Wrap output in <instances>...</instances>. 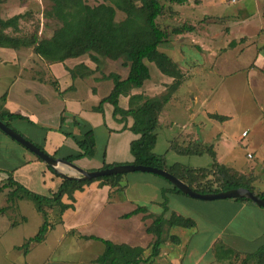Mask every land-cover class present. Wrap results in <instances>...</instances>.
I'll list each match as a JSON object with an SVG mask.
<instances>
[{"label":"crops","instance_id":"0c3cea01","mask_svg":"<svg viewBox=\"0 0 264 264\" xmlns=\"http://www.w3.org/2000/svg\"><path fill=\"white\" fill-rule=\"evenodd\" d=\"M249 1L253 4L254 9H263L264 7V0ZM240 10L241 8L239 11ZM18 13H22L21 10L16 11L14 14ZM11 16H13V14L1 18L6 19ZM18 27H20V24H18ZM10 29L11 28L7 29L6 31L9 32ZM195 31L196 29H193L191 32L192 34L182 33L176 35L175 40L173 39L174 43H181L188 40V42L195 44L197 41V39L194 37ZM12 34L15 35V33ZM175 47L177 55H171L169 51H166V49L162 50L160 48V50L166 52L179 65L181 72L183 73V80L179 85L180 87L185 78L193 74V71L191 70L195 68L196 65L192 62V60L184 58L185 54L182 51L183 48L181 49L180 46L177 45ZM81 63L92 69L93 72L90 75L83 77L77 76L73 79L68 69H71ZM150 68L151 66H149V71ZM128 72L129 67L123 65L122 60L120 59L111 60L108 58H99V63L97 66V64L91 61L90 58L81 55L75 58H68L63 62L49 63L35 54L31 47H19L15 49L12 47L0 46V113L8 112L27 116L28 119H10L9 124L11 128L20 133L29 141L35 143L36 145L42 146L43 151L49 155L64 158L71 153L78 151V146L73 137L66 136L59 129V117L61 112L65 111L71 115H75L85 120L92 127L94 132L95 146L93 154L91 156L82 157L73 161L79 167L86 170H95L100 169L104 164L132 163L134 157L130 153V143L139 136L138 134L133 133L130 129L133 123V118L130 115H114L113 106L109 102H104L102 104V111L95 110L100 101L106 97L113 88V80L108 78L107 75L109 73H116L121 79H125L128 75ZM50 78L56 80L57 88H55L49 82ZM155 78L156 79H153L150 75V77L144 81L141 87L132 88L128 93L121 94L118 98L119 107L124 110L128 109L129 97L131 95L142 94L147 97L159 95L166 90L167 84L172 82V78L163 74L162 76L156 75ZM179 87L172 94L169 101L163 106L161 112L159 113L158 126L162 124L165 127H169L171 124L173 125L174 122L171 119H164L165 122H163L161 119V114L164 112L166 105L169 102L172 104L171 102L173 100L174 106L178 107L181 105L180 103L182 101L178 94ZM189 95L191 101L194 103L199 101L196 94L190 93ZM209 101L210 98L207 97L201 99L199 111L193 110L192 105L187 104V121L181 126V129H184L183 132H181L178 137L167 141V150H164L163 152L159 151L156 139L154 146V151L156 152L155 154L159 156L162 155L167 166L180 164L184 167L192 169L210 168L213 164V158L207 152L201 154L190 153L191 156H202L203 154H207L211 158L209 163L208 160H206L205 163L202 162V164L195 162L193 166H188L186 163L183 164L180 158H177L169 153L171 150V152H175L180 155L189 154L173 149L171 144H174L179 148H186L189 143H196L205 147L209 146L215 152L216 161L218 163L225 165L226 167L235 171H240L244 174L250 175L252 177L251 186L259 192L264 191V187L260 189L255 184L256 178L253 176L252 172H245L235 164L234 158L229 156L230 149H227V151L220 150L218 144L219 141L214 137V134L218 135V133L213 131L216 126L219 132L224 133L223 135L230 139H234L238 135V142L241 140V138L248 136L249 129L259 126V128L261 127L262 131H264V117L263 115H259V110H263L264 106L256 105L254 103L255 105L253 106L252 111L250 109V113L247 112L246 114L244 110H241L240 104L239 109H235L232 112L231 105H227V103L218 106L217 104H213L210 107L208 106ZM225 108L229 109L225 110ZM209 114L223 115L226 116L227 119L224 121H218L211 118ZM69 123L70 120L68 119L64 124L65 129H70ZM211 124H213V128ZM70 130L72 131L73 135H80V130L78 127H71ZM243 132H245V135H243ZM181 138H183V140L179 141ZM230 146H233V144H230ZM233 148L235 149V147ZM230 154H232V151ZM136 172L140 173L135 175L134 179L128 181L126 180L123 184L122 181L124 175L122 176L119 183L122 186H125L124 190L121 194L114 198L113 194L110 197L108 196L109 193H113V189L107 185L99 186L98 182H92L90 185L85 186L82 191H76L74 193L76 198L74 202V208L66 210L60 216L59 222H51L53 223V226L48 228L46 232L47 237L53 231V229L61 225L63 229L58 234L60 235L58 240H63L66 233H68V235L76 233L79 239H85L82 238V236L94 235L89 233V230L86 229L91 225H96L99 229H101L104 235L94 236L109 240L115 244L124 243L131 247H142L144 248L143 257H147L150 252L149 244L153 240V235L146 232V227L152 221V217L150 215H157L163 212V190L171 191V193L173 192L174 198L178 199L183 205L186 206L206 207L208 206L207 204H210L205 203L209 202V200L197 199L173 191L171 189L172 184L159 175L149 172ZM9 173H12L13 181L18 182L32 192L46 196H49L58 189L63 178L60 174L57 175L51 171L45 162L39 161L32 152L24 148L20 143L0 130V185L7 182ZM131 181H139L143 184V186L140 187L141 192H139L136 198H133L134 200L128 197L126 192L133 185ZM9 191V187L0 189V235L4 232H11L12 230L16 229V227L24 226L20 223L26 222V217H24L26 216V213L24 212V214H22V207L25 206L27 199L11 201L7 196ZM129 200L133 204L138 201H144L146 204L150 203L151 205L154 204L160 206L161 211L159 213L150 211L147 205L141 204L139 206L147 207L146 212L134 214L128 218H125L123 215L132 211L137 206L123 211L115 209L112 210V213L106 209L109 206L112 208H117ZM216 200H221L219 201L220 203L217 204L219 207H222L225 211L231 212L227 218V222L223 224L221 230H223V228L229 225V223L234 218L239 216L244 211H249L255 215H264V208L256 205L252 201H240L235 199ZM166 206L168 209L164 212V217L167 218L172 213L182 215L178 211L175 212L169 210L168 204H166ZM13 209L18 210L21 214L22 218L20 222H8L9 218L7 217V214ZM80 211L84 212L83 216H87L84 217L82 225L78 226L80 225V222H76V217ZM134 217L137 218V220H139L141 223H139V226H143L144 232L149 235L147 243H128L127 240H121V238H119L120 241L114 242L110 239L112 238V235L118 234L116 230H113L115 225H127L128 220ZM185 217L191 218V216ZM41 224L42 223H40V225ZM82 226L84 227L82 228ZM22 228L23 229L21 230L24 231L27 227ZM195 228L196 222L191 228L171 227L168 229L167 232L170 235L177 236L179 241L178 243H174L171 240H166L161 245L160 252L154 259L153 264H213V262L217 259H225L219 256L215 257L214 250L215 244L217 242H221L226 246L230 245L228 242H225L220 238L213 237V239L209 242V246L204 249L196 247L192 244L190 245L193 232L191 230ZM36 232L33 235H35ZM128 232H132V230H128ZM33 235H29L28 238L32 237ZM46 235L43 241L35 243L40 244L45 242L47 239ZM74 237L77 238L76 236ZM125 238L127 239L126 236ZM14 240L15 238H12L7 241V243L10 242V244L6 247V251H9V253L6 252V256L10 254L11 249L13 251L15 248L17 249V247L21 245L20 241L16 242V240ZM31 243L33 244V242ZM103 249L104 245L98 255L102 253ZM208 250H213L214 252L212 253L213 255L211 258L206 259L205 253ZM29 253L30 252H26L25 254L28 259L31 258L29 257ZM9 257L11 258V256H8V258ZM31 260L33 261V258H31ZM84 262V259H78V261H74L69 264H84Z\"/></svg>","mask_w":264,"mask_h":264},{"label":"rangeland","instance_id":"374dc122","mask_svg":"<svg viewBox=\"0 0 264 264\" xmlns=\"http://www.w3.org/2000/svg\"><path fill=\"white\" fill-rule=\"evenodd\" d=\"M134 1L137 5L141 3V0ZM85 2L89 5L109 3L108 0H85ZM163 3L164 12L156 20L158 25L167 28L169 31L183 24L193 25V29H196L194 37L197 41L195 44L188 42V40L174 43L176 36L173 35L170 41L160 46L162 50L166 49L171 55H177L175 46H180L181 49L183 48L184 58L192 60L196 65L191 70L193 74L186 77L178 89L182 101L181 105L174 106L173 100L172 104L169 102L166 105L164 112L161 114L163 122L171 119L174 123L169 127L162 124L156 129L157 147L160 152L167 150V141L178 137L183 132L184 129H181V126L187 121V104H191L193 110L199 111L201 99L207 97L210 98L208 102L210 107L213 104L218 106L227 103V105H231L233 112V110L239 109L240 104L241 110H244L246 114L247 112L250 113V109L252 111L255 104L264 106V7L263 9H254L249 0H188L183 4L167 1H163ZM51 7V0H1L0 18L12 14L16 15L14 13L21 10L22 13H18L21 15L18 20L20 27L11 28L9 33H15L16 37L22 39L30 38L31 35L35 34L41 39L49 37L60 26L57 19L46 16ZM123 17V13L117 11L116 20ZM14 30L16 31L14 32ZM84 56L89 58V54ZM103 58L101 57V59ZM148 64L151 66L150 75L153 79H156V75L162 76L153 63ZM169 85L167 84L166 90L161 94L167 92ZM190 93L198 96L199 101L197 103L191 101ZM228 109L225 108V110ZM260 110L259 115L264 117V109L261 110V113ZM211 125L213 128V124ZM217 129L215 126L213 131L218 133V135L214 134V137L219 141L220 150L227 151V149H230L229 156L234 158L235 164L245 172H252L256 178L255 184L262 189L264 187V131H262V128L258 126L249 129L248 136L241 138L239 142L238 135L234 139H230ZM182 140L183 138L179 139V141ZM230 144H233V146H230ZM231 151L232 154H230ZM153 152L156 153L154 148ZM169 153L180 158L183 164L186 163L188 166H193L195 162L202 164L206 160H208V163L211 161L210 156L207 154L202 156L180 155L171 152V150ZM237 172L243 175L245 179L247 177L252 178L250 175L240 171ZM138 173L140 172L125 173L122 184L126 180L134 179ZM131 183L133 184L132 187L126 192L128 197L134 200L133 198H136L141 192L140 187L143 184L139 181H131ZM205 183L206 185L216 186L213 177ZM112 194L114 198L121 192H113ZM173 194L171 191H162V198L166 200L169 210L178 211L184 216H191L196 222V228L191 230L193 232L190 245L204 249L209 246V242L213 237H217L228 242L230 245H227L232 247L217 242L216 244L221 245V249H224L220 252L219 257L225 259H217L213 264H243L242 260L248 253H253L259 246L264 244V215H255L249 211H244L221 230L231 213L217 205L221 200H209V202H205L210 203L206 207H192L183 205L178 199L174 198ZM62 200L70 202L65 196ZM134 204L129 200L117 208L109 206L106 209L112 213V210L115 209L123 211L145 204L150 211L157 213L161 211L160 206L146 204L144 201H138ZM24 212L26 213V216H24L26 222L20 223L24 226L16 227L11 232H4L0 235V264H69L78 261V259H84V264H97L95 258L102 250L103 244L96 240L79 239L76 233H72V235L66 233L63 240H58L60 236L58 234L63 229L61 225L53 229L48 237L46 235L45 242L29 244L27 252H30L29 257L33 258V261L25 256L26 253L23 248H15L13 251L11 249L10 254L6 256V252L9 253V251H6V247L10 244V242L7 243L8 240L15 238L16 242L20 241L22 245L28 240V236L33 235L40 223L43 222L42 215L36 210L33 201L26 200L25 206L22 207V214ZM48 212L50 222L58 220L57 214L55 216L52 210H48ZM83 214L84 212L80 211L76 217L77 221L74 220L80 222L78 226L82 225L84 217L87 216H83ZM7 217L9 223L20 222L22 218L19 211L15 209L11 210ZM139 223V220L134 217L128 220L127 225H115L113 230H116L118 234L112 235L110 239L114 242L120 241L119 238H121V240H127L128 243H147L149 235L144 232V227L139 226ZM22 227L27 228L23 231L21 230ZM86 230L97 236L104 235L96 225H91ZM128 230H132V232H128ZM167 240L170 241V237ZM226 247L233 251L225 252L228 249ZM214 251L208 250L205 253V258H211ZM8 256H11V258H8ZM215 257H217L216 252ZM244 264L261 263L257 258H251Z\"/></svg>","mask_w":264,"mask_h":264},{"label":"trees","instance_id":"16d2710c","mask_svg":"<svg viewBox=\"0 0 264 264\" xmlns=\"http://www.w3.org/2000/svg\"><path fill=\"white\" fill-rule=\"evenodd\" d=\"M51 1L52 7L46 16L57 19L60 22V26L49 37L40 39L33 34L30 38L22 39L7 32L8 28H17L21 15L16 14L7 19L0 18V46L15 49L31 47L35 54L49 63L63 62L68 58H75L85 54H89L90 60L95 62L97 66L101 57L111 60H122V64L129 67L127 77L121 79L116 73L107 75L108 78L113 80V88L100 101L95 110L102 111V104L109 102L113 106L114 115H130L133 118L130 129L133 133L139 135L137 139L130 143V153L134 157L133 164L165 168L188 184L193 190L200 193H217L244 187L264 199V191L255 190L251 186V178L247 177L245 179L237 171L218 163L215 152L209 146L205 147L200 144L189 143L186 148H179L171 144L173 149L183 153H209L213 158V164L210 168L192 169L180 164L167 166L164 157L153 152L157 139L156 128L158 126L159 113L177 90L183 78L179 65L166 52L160 50V46L167 43L173 35L190 32L194 28L193 25L183 24L169 31L167 28L159 26L156 20L164 12L163 1L183 4L188 0H141L139 5L134 0H108L109 3L96 5H89L85 0ZM117 11L124 15L120 20H116ZM148 63H153L161 74L172 78L167 92L152 97L142 94L131 95L128 109H121L118 105L119 96L128 93L132 88L141 87L144 81L150 77ZM68 71L73 79L77 76L90 75L93 72L92 69L83 63L68 69ZM49 82L57 88L55 79L50 78ZM209 116L218 121L227 119L226 116L219 114H209ZM13 118L28 119L27 116L21 114L0 113V120L4 121L9 127H11L9 120ZM68 119L70 120V129L71 127H78L80 135H73L70 129H65L64 124ZM59 122L60 131L66 136H72L78 146V151L63 159L73 162L82 157L91 156L95 146L92 127L85 120L65 111L61 112ZM37 146L43 150L42 146ZM35 157L39 161L44 162L36 155ZM114 165L117 164H104L101 168H108ZM47 167L59 175L48 165ZM124 174H113L90 180L63 177L58 189L46 196L32 192L18 182L13 181L12 173H9L7 182L0 185V189L10 188L7 196L11 201L18 199L33 201L36 210L41 213L43 218V222L36 234L17 248H23L26 253L31 242L43 241L48 228L53 226V223L49 221L48 210H52L55 213L54 215H58V220L54 221V223L59 222L60 216L66 210L74 208L76 200L74 193L82 191L85 186L90 185L92 182H98L99 186L107 185L113 189V192L122 193L125 186H122L119 182ZM212 177L216 186L206 185L205 182ZM171 189L177 193L184 194L173 185ZM111 195L112 192L108 196L110 197ZM64 196L70 202L63 201ZM235 200L250 201L243 197ZM167 209L166 200L164 199L163 212L157 215H150L152 221L146 227V232L153 235V240L149 244L150 252L147 257H143L144 248L139 246L131 247L124 243L115 244L94 235H84L82 238L98 240L104 245L102 253L95 258L97 264H153L154 259L160 252L161 245L169 237L174 243L179 241L177 236L170 235L167 232L168 229L171 227L191 228L195 225V221L192 218L179 214L172 213L169 217H164V212ZM146 211V206H137L132 211L124 214L123 217L128 218L134 214ZM222 250L224 249H221V245L215 244L217 257ZM229 251L233 250L228 248L225 252ZM251 258H257L259 263L264 264V244L259 246L253 253H248L242 263L244 264Z\"/></svg>","mask_w":264,"mask_h":264},{"label":"water","instance_id":"95a60500","mask_svg":"<svg viewBox=\"0 0 264 264\" xmlns=\"http://www.w3.org/2000/svg\"><path fill=\"white\" fill-rule=\"evenodd\" d=\"M0 130L6 135L20 143L24 148L32 152L34 155L43 160L49 167L59 173L64 178H76L90 180L96 177L109 176L113 174H123L134 171L149 172L159 175L166 179L169 183L179 189L182 193L197 199L215 200V199H236L247 198L258 206L264 208V199L258 197L252 191L244 187L228 189L217 193H200L193 190L188 184L177 178L165 168H157L145 166L141 164H117L108 168H100L95 170H86L79 167L76 163L68 161L60 157H54L41 150L33 142L23 137L20 133L9 127L4 121L0 120Z\"/></svg>","mask_w":264,"mask_h":264},{"label":"built area","instance_id":"2783aa9c","mask_svg":"<svg viewBox=\"0 0 264 264\" xmlns=\"http://www.w3.org/2000/svg\"><path fill=\"white\" fill-rule=\"evenodd\" d=\"M243 135H245V132H243Z\"/></svg>","mask_w":264,"mask_h":264}]
</instances>
